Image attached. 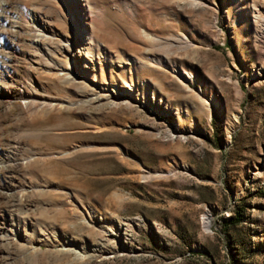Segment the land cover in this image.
<instances>
[{
  "label": "rangeland",
  "instance_id": "374dc122",
  "mask_svg": "<svg viewBox=\"0 0 264 264\" xmlns=\"http://www.w3.org/2000/svg\"><path fill=\"white\" fill-rule=\"evenodd\" d=\"M22 1L0 264H264V0Z\"/></svg>",
  "mask_w": 264,
  "mask_h": 264
},
{
  "label": "bare ground",
  "instance_id": "6f19581e",
  "mask_svg": "<svg viewBox=\"0 0 264 264\" xmlns=\"http://www.w3.org/2000/svg\"><path fill=\"white\" fill-rule=\"evenodd\" d=\"M42 2V4L45 6L46 0H39ZM30 2V0H25V3L27 4ZM37 2V1H36ZM23 1L22 0H0V30L4 31L3 35L0 32V77H6L7 72H3V66L6 63H10L12 59L14 58L15 53H18V49L15 46V43H17L20 40V34L18 33L20 30V20L25 19L24 23L25 26L30 29L32 26H39L41 25V33H43L40 38L41 40H47L48 37L46 35V23L43 22L42 18L36 14V12L32 11L28 6L23 7L22 5ZM31 3V2H30ZM48 4V3H47ZM77 14L76 13H70L69 18L71 20L77 21ZM23 21V20H22ZM83 26V25H82ZM79 26L77 25L75 29H70L69 34H74L78 31ZM2 31V32H3ZM21 32V31H20ZM80 32L82 34V38L89 42L90 41V35L86 32L85 28L82 27L80 29ZM155 38V37H153ZM44 44V43H43ZM73 47L70 45L68 47V52L73 54ZM18 51V52H17ZM42 51V50H40ZM22 53V50L21 52ZM37 54V53H36ZM67 70L68 68L71 70L72 67L68 66L66 67ZM7 70V69H6ZM8 76L9 73H8ZM15 78V77H14ZM12 77V79H14ZM96 88V87H95ZM129 90L134 91L133 86H128ZM97 90V89H96ZM115 91V90H114ZM95 92V91H94ZM93 92V95H94ZM97 95L98 98L101 97H113L112 92H108L105 89L101 88V90H97ZM11 93V90L7 88V86H2L0 85V101L4 98H6L9 94ZM96 95V96H97Z\"/></svg>",
  "mask_w": 264,
  "mask_h": 264
},
{
  "label": "trees",
  "instance_id": "16d2710c",
  "mask_svg": "<svg viewBox=\"0 0 264 264\" xmlns=\"http://www.w3.org/2000/svg\"><path fill=\"white\" fill-rule=\"evenodd\" d=\"M243 215V208H241L239 211H237L236 216L234 217L235 220H240V218Z\"/></svg>",
  "mask_w": 264,
  "mask_h": 264
}]
</instances>
